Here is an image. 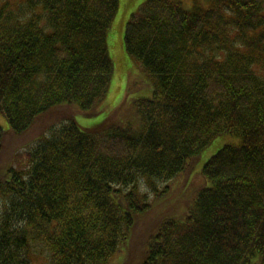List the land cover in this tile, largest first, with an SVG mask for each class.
<instances>
[{"label": "trees", "instance_id": "16d2710c", "mask_svg": "<svg viewBox=\"0 0 264 264\" xmlns=\"http://www.w3.org/2000/svg\"><path fill=\"white\" fill-rule=\"evenodd\" d=\"M192 1L131 15L125 46L153 95L83 128L56 109L106 98L120 0H0V157L13 141L27 157L0 175V264H109L150 195L225 134L240 144L208 159L211 185L142 264H264V0Z\"/></svg>", "mask_w": 264, "mask_h": 264}, {"label": "rangeland", "instance_id": "374dc122", "mask_svg": "<svg viewBox=\"0 0 264 264\" xmlns=\"http://www.w3.org/2000/svg\"><path fill=\"white\" fill-rule=\"evenodd\" d=\"M146 0H120L118 12L108 32V48L114 63V72L106 98L97 104L93 110L84 112L75 104L66 105L61 110V117L72 116L83 128H92L106 122L109 115L116 110L121 114L135 111L133 101L141 97L153 95L154 78L150 77L141 67L138 60L132 58L125 46V32L131 15L138 11ZM186 8L193 6L192 0H181ZM76 110V111H75ZM113 113V114H112ZM52 115H46L43 123ZM50 121V120H49ZM41 123V122H40ZM0 124L9 129L6 117L0 114ZM41 130V124H37ZM240 137L225 134L216 138L198 157L191 161L189 167L177 176L161 184L165 192L149 197L150 208L134 215L132 227L127 237L120 243L119 250L109 264H142L147 254L148 244L158 232L165 219L173 218L184 221L195 203L201 188L211 185L203 173V167L208 159L216 154L226 144H240ZM17 141L6 142L2 157H0V175L8 166H19L27 163L25 147L17 145ZM146 186L143 187L145 189ZM3 200L0 198V208ZM45 257L37 259L36 264H43Z\"/></svg>", "mask_w": 264, "mask_h": 264}]
</instances>
